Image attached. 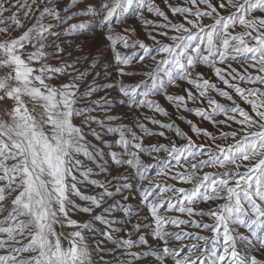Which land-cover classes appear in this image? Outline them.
<instances>
[{
	"label": "snow or ice",
	"instance_id": "snow-or-ice-1",
	"mask_svg": "<svg viewBox=\"0 0 264 264\" xmlns=\"http://www.w3.org/2000/svg\"><path fill=\"white\" fill-rule=\"evenodd\" d=\"M163 3L169 11L155 0H0V264H264V0ZM92 24L102 31L82 42ZM136 77L143 78L125 82ZM180 82L188 85L184 94H168ZM108 89L118 91L120 105L168 116L151 99L163 93L215 131L188 120L208 143L177 127L183 144L146 146L107 96L93 99ZM136 127L166 136L142 122ZM98 129L118 138L109 142ZM105 147L118 148L111 160L134 170L143 219L125 195L135 186L128 175L91 179L87 165ZM161 152L174 164L156 171L157 180L150 175L156 165L143 155L162 163ZM86 184L100 191L85 194ZM65 227L72 231L65 235ZM217 239L222 254L207 256Z\"/></svg>",
	"mask_w": 264,
	"mask_h": 264
},
{
	"label": "rangeland",
	"instance_id": "rangeland-1",
	"mask_svg": "<svg viewBox=\"0 0 264 264\" xmlns=\"http://www.w3.org/2000/svg\"><path fill=\"white\" fill-rule=\"evenodd\" d=\"M155 2L165 11H169L167 9L166 5L163 3V0H155ZM183 2H184V0H169V3H172L174 5H181V4H183ZM145 17L149 18V19L153 18L152 14L147 13V12H145ZM127 24L131 25L132 27H136V28H138V30L142 31V27H141L140 22L138 20L129 19L127 21ZM100 31H102V28L99 25H97V24L90 25V27L86 31V33L81 36V41L83 42L86 38L88 43H92V41L97 38V34ZM148 43H151V41H148ZM149 63H152V62L149 61ZM233 67L240 68L241 64L239 62H236L233 64ZM198 71L204 72L206 76H212V70L207 68L206 66L201 65L200 68L198 69ZM142 78L143 77H136L134 79L125 78V82H136ZM61 79L66 81L68 78L62 77V78L58 79L56 81V83H59ZM99 80L103 83H115V80L112 77H108L107 79H105L104 76H100ZM187 87H188V85L186 84V82H180V87H170L168 89V94H173V95L184 94L183 90ZM101 96H107L108 99L110 101H112V107L114 109V112H115V114L121 116L122 123L124 125L131 126L133 128V130L138 133V135L144 136V144L146 146L149 144H156V143L170 145L171 142H175L177 145L183 144L185 141L175 134V130L177 127L182 132H185L189 136H192L193 139L196 140L198 143H201V142L208 143L207 138H204L203 140H201V138L197 137L191 131L190 125L187 123L188 120H191L194 124H197L200 127L207 128L209 131H215L214 127L210 123H208L207 121H202L201 118L196 116L194 113L187 112L183 108L178 110L174 104H171L167 101V99L165 98V95L163 93H161L157 96L151 97V99H154L155 101H157L160 104L161 107L166 109V111L168 112V116H163L162 114L153 112L152 110H150L148 108L129 109L126 106L120 105L119 104V98H120L119 93L115 89H108L106 91H101L97 95L93 96V99H99ZM217 99H220L221 102H224L223 98L217 97ZM194 106H197V105H193V103L191 101L188 102V107H194ZM198 106H203V105H198ZM98 115L103 117V113H98ZM181 116H183L184 119H181ZM145 117H151L154 119H159L163 123L173 124V127L169 128V129H161L159 125H153L150 122V120L145 119ZM138 122L145 123L146 126L154 132L165 131L166 136L165 137L147 136L144 133L140 132V130L136 127V124ZM75 123L79 124L80 121L76 120ZM93 127H97V126L93 125ZM98 130L101 132L102 135H104L105 140H107L109 142L112 141L114 138H118V137H114L113 134H110V133L105 134L103 129H98ZM88 139L94 144L100 143V142L95 141L91 136H89ZM112 150L119 151L118 148L109 149V148L105 147L104 148L105 154L101 158L100 161H98L95 165L92 164L91 162L88 163L87 166L92 167L93 171H94V175L91 177V179H99L101 181H106V180H112V178L114 176H117V175H128L130 178L129 182L133 183L135 186L133 189H130L127 192H125V195H129L128 203L132 204L134 206V209L135 208L142 209L140 212V218L143 219L144 216L146 215V210H143V206L139 204V196H138L139 185H138L136 180L132 179V177L134 176V170L131 168H127L126 166L121 167L119 165H116L110 158V151H112ZM159 156L161 158L162 163H157L156 161L151 160L147 156V154L143 155V159L146 162H150V163H153L156 165L154 169L150 170V175L157 180H159L160 178L155 176L156 171H158L160 168H162L164 164H174V161H171V157H168L167 160L163 159L164 157L168 156V154L166 152L159 153ZM205 170H209V169H205ZM161 182H163V181H161ZM168 182L173 183L170 179L168 180ZM181 186L186 187V188L191 187V185H183V184H179L177 182V187H181ZM82 191L85 194H95L96 192H98L100 190L94 188L93 186H89L86 184L83 186ZM116 199H119V197H117ZM77 203H83V202H81L77 199ZM109 203H111V201H109ZM209 206H210L209 204L201 203L198 205V208H202L205 211H207ZM211 206L214 207L215 205H211ZM169 215L180 216L179 213H169ZM72 218L80 220V221H87L89 219L87 214H82V213H73ZM181 218H186V217H181ZM197 219H200V218H197ZM133 222H135V221H133ZM203 222L212 223V221L209 217H204ZM182 227H184V226H182ZM168 230L172 231L173 229L170 227ZM186 230L191 231L193 233L198 232L201 235H208V236L212 235V233L210 231L205 230L203 228L196 229L194 227L188 226L186 228ZM57 231H60L59 227L57 228ZM70 231H72V229L68 228V227H65L63 229V232L65 235L67 233H69ZM85 235H86V237H88L89 244L90 245L94 244V240L92 239L91 234L86 232ZM133 238H135V237H133ZM191 242H195V241H186V243H191ZM63 243H64V246L67 247L68 241L64 240ZM150 243L155 244L157 242H153L150 240ZM177 243H179V242H177ZM206 249H207L206 255L209 257H211L213 254H216V255L222 254V252H223V241H222V239H217L215 241L210 240L208 242V244L206 245ZM185 254H187V253L186 252L181 253V255H185ZM252 254L257 255L258 257L260 256L259 252H253ZM169 264H171V261L169 262Z\"/></svg>",
	"mask_w": 264,
	"mask_h": 264
}]
</instances>
